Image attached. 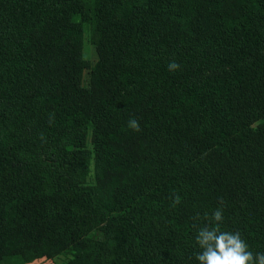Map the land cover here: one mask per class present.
Here are the masks:
<instances>
[{"label": "trees", "instance_id": "16d2710c", "mask_svg": "<svg viewBox=\"0 0 264 264\" xmlns=\"http://www.w3.org/2000/svg\"><path fill=\"white\" fill-rule=\"evenodd\" d=\"M221 200L264 253V0H0V264H198Z\"/></svg>", "mask_w": 264, "mask_h": 264}, {"label": "clouds", "instance_id": "9594fccd", "mask_svg": "<svg viewBox=\"0 0 264 264\" xmlns=\"http://www.w3.org/2000/svg\"><path fill=\"white\" fill-rule=\"evenodd\" d=\"M179 64L171 61L168 69L175 72ZM128 127L134 131H140V123L135 118H130ZM173 207L180 203V197L173 196ZM211 216L205 214L207 223L199 228L195 236V243L200 249L195 255L198 264H264V253L254 254L248 244L242 239L240 232H228L221 230L224 219L223 201ZM199 219V216H197Z\"/></svg>", "mask_w": 264, "mask_h": 264}, {"label": "rangeland", "instance_id": "374dc122", "mask_svg": "<svg viewBox=\"0 0 264 264\" xmlns=\"http://www.w3.org/2000/svg\"><path fill=\"white\" fill-rule=\"evenodd\" d=\"M85 54L89 60V63L92 65L96 60L94 48L90 46L89 49H87V51L85 52ZM82 82H83V85L88 84V74L87 73H84L82 75ZM84 152H85V158L79 164L80 169L82 171L79 182L82 185L105 186V185H114L118 182V179L116 176H99L96 174L94 160L92 157V148L89 142H87ZM29 264H53V261L50 259L41 258V259L34 260Z\"/></svg>", "mask_w": 264, "mask_h": 264}]
</instances>
